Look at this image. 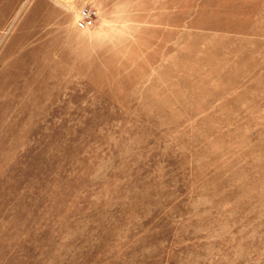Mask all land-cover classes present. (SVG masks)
<instances>
[{"label": "rangeland", "instance_id": "rangeland-1", "mask_svg": "<svg viewBox=\"0 0 264 264\" xmlns=\"http://www.w3.org/2000/svg\"><path fill=\"white\" fill-rule=\"evenodd\" d=\"M0 264H264V0H0Z\"/></svg>", "mask_w": 264, "mask_h": 264}, {"label": "built area", "instance_id": "built-area-1", "mask_svg": "<svg viewBox=\"0 0 264 264\" xmlns=\"http://www.w3.org/2000/svg\"><path fill=\"white\" fill-rule=\"evenodd\" d=\"M97 12L95 8L85 5L80 9V17L78 20V26L80 28L92 27L95 23Z\"/></svg>", "mask_w": 264, "mask_h": 264}]
</instances>
